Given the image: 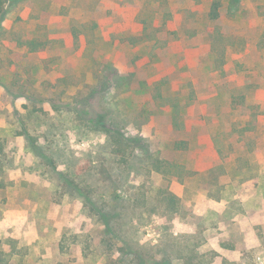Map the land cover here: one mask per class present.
<instances>
[{
  "label": "rangeland",
  "instance_id": "374dc122",
  "mask_svg": "<svg viewBox=\"0 0 264 264\" xmlns=\"http://www.w3.org/2000/svg\"><path fill=\"white\" fill-rule=\"evenodd\" d=\"M214 1H0V264H264V0Z\"/></svg>",
  "mask_w": 264,
  "mask_h": 264
},
{
  "label": "trees",
  "instance_id": "16d2710c",
  "mask_svg": "<svg viewBox=\"0 0 264 264\" xmlns=\"http://www.w3.org/2000/svg\"><path fill=\"white\" fill-rule=\"evenodd\" d=\"M220 7H221V2L220 1L216 0V1H214L212 3L211 8H210V12H209L210 18H212V19H218L219 18V16H220ZM0 9H1V5H0ZM101 121H103V119H101ZM107 130H108V132L110 134V137H111L112 141L116 142L117 144H121L122 142H125L129 146V145L136 144L138 142L137 138L125 137V135L120 132V129L115 127L114 125H112V127H108ZM146 151H148V150H146ZM43 158L49 164L53 163L52 162L53 160L51 158H49V156H44L43 155ZM77 190L79 191L81 196L83 195L85 197V200H86L87 203H89L91 201L90 198L87 196V191L86 192H80L79 189H77ZM92 208L94 210H97V212L100 215V218L104 221V223L106 225H109V226L111 225L113 215H108L107 212H104V211H101V210L97 209L95 204H93ZM113 230L114 229H111L110 231L113 232ZM128 252L130 254H132L133 259L136 262L134 264H145L144 257L142 256L141 253H137V252H135L133 250H128Z\"/></svg>",
  "mask_w": 264,
  "mask_h": 264
}]
</instances>
